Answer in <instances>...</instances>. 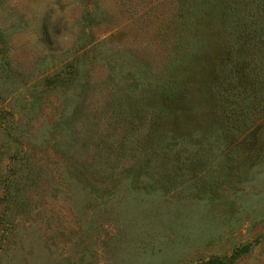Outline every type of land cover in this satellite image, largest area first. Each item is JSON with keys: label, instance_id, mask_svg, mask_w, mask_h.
I'll return each mask as SVG.
<instances>
[{"label": "rangeland", "instance_id": "1", "mask_svg": "<svg viewBox=\"0 0 264 264\" xmlns=\"http://www.w3.org/2000/svg\"><path fill=\"white\" fill-rule=\"evenodd\" d=\"M214 257L264 264V0H0V264Z\"/></svg>", "mask_w": 264, "mask_h": 264}, {"label": "trees", "instance_id": "2", "mask_svg": "<svg viewBox=\"0 0 264 264\" xmlns=\"http://www.w3.org/2000/svg\"><path fill=\"white\" fill-rule=\"evenodd\" d=\"M250 245L251 244L248 243V244H245V245H243V246H241L239 248H236L232 252V254L227 257V261H231L232 259L238 257L240 254L246 252L248 250V248L250 247ZM208 262L211 263V264H227L225 259L216 258V257L209 259ZM228 264H230V263H228Z\"/></svg>", "mask_w": 264, "mask_h": 264}]
</instances>
